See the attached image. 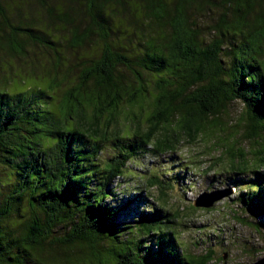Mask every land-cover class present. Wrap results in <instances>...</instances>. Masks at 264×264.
I'll return each mask as SVG.
<instances>
[{"label": "trees", "instance_id": "1", "mask_svg": "<svg viewBox=\"0 0 264 264\" xmlns=\"http://www.w3.org/2000/svg\"><path fill=\"white\" fill-rule=\"evenodd\" d=\"M33 47L46 51L42 73L13 72L12 60L34 64ZM1 60L0 264L209 263L210 250L177 253L160 208L127 224L107 199L127 158L224 130L232 102L242 104L244 139L264 135V0H0ZM124 105L147 109L145 127L118 129ZM258 144L249 161L223 143L230 171L254 174L238 200L264 213Z\"/></svg>", "mask_w": 264, "mask_h": 264}, {"label": "rangeland", "instance_id": "2", "mask_svg": "<svg viewBox=\"0 0 264 264\" xmlns=\"http://www.w3.org/2000/svg\"><path fill=\"white\" fill-rule=\"evenodd\" d=\"M210 12L207 16H213ZM62 36H66L62 30ZM60 52L64 57H73L70 51L62 44ZM46 51L42 47H33L29 61L12 60V70L22 73L35 70L42 73V64L46 65ZM6 61V60H5ZM5 61H0V70L7 67ZM74 61H77L74 59ZM3 70V69H2ZM77 70L74 69L69 81H63L54 91L53 96L58 102L66 94L67 88L72 82ZM5 74V71H3ZM16 78H10L7 88L16 86ZM28 83L26 75L18 84ZM52 95V94H51ZM242 109L240 102H232L227 115H224L226 126L224 130H214L210 136L197 135L196 139L182 137L174 140L171 148H152L146 144L147 150L141 155L133 156L126 160L122 175H117L112 181L111 189L115 193L113 198L107 199V203L113 206H121L117 218L119 221L133 224L134 218L140 211L151 209V206L160 208L166 214L167 225L172 227L173 235L177 243V253L192 254L194 256L205 254L212 255L208 264H252L263 256L264 253V213H257L243 202L238 200L245 188L242 184L253 180L251 172H235L229 169L228 149L224 142L234 144L233 148H242L234 152L243 154L249 161L252 154L249 151L260 149L258 144H264V135L255 141L245 140L242 123L239 122V114ZM121 114L115 118L118 129L128 127L137 122L145 127L147 109L140 111L138 107L124 108ZM111 129L115 127L109 122ZM110 147L103 148L99 155L105 160L112 154ZM251 166V164H249ZM253 168V167H252ZM264 171V165L257 168ZM228 170V171H227ZM245 174H239V173ZM128 173H130L128 175ZM156 174L162 181H169L170 186L160 189L151 182L150 175ZM148 178V179H147ZM264 184V183H263ZM223 191L229 192L224 198L213 202L212 206L203 208L193 205V201L204 192ZM245 195L249 196L248 193ZM264 198V193H263ZM124 206V207H122ZM146 244H151L149 236H146Z\"/></svg>", "mask_w": 264, "mask_h": 264}, {"label": "water", "instance_id": "3", "mask_svg": "<svg viewBox=\"0 0 264 264\" xmlns=\"http://www.w3.org/2000/svg\"><path fill=\"white\" fill-rule=\"evenodd\" d=\"M228 193L223 191L204 192L199 198L193 201V205L208 208L212 206L213 202L224 198ZM252 264H264V253L262 257L255 260Z\"/></svg>", "mask_w": 264, "mask_h": 264}]
</instances>
